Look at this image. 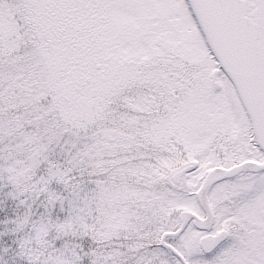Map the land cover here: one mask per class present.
Listing matches in <instances>:
<instances>
[{
    "label": "snow or ice",
    "instance_id": "6c2138e0",
    "mask_svg": "<svg viewBox=\"0 0 264 264\" xmlns=\"http://www.w3.org/2000/svg\"><path fill=\"white\" fill-rule=\"evenodd\" d=\"M0 264H264V0H0Z\"/></svg>",
    "mask_w": 264,
    "mask_h": 264
}]
</instances>
